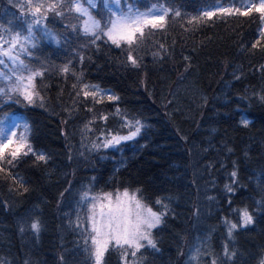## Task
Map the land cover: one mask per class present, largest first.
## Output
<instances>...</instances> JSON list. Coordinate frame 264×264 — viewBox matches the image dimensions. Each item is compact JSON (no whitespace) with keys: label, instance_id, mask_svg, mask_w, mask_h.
I'll return each mask as SVG.
<instances>
[{"label":"trees","instance_id":"obj_1","mask_svg":"<svg viewBox=\"0 0 264 264\" xmlns=\"http://www.w3.org/2000/svg\"><path fill=\"white\" fill-rule=\"evenodd\" d=\"M160 2L180 9L182 17L168 19L166 30H149L138 50L142 59L137 68L127 63L126 49L102 41H97V48L83 33L78 38L71 28L66 32L69 23H82L75 13L66 19L50 14L48 27L70 35L71 46L44 52L49 64L71 60L86 83L118 95L120 109L141 120L144 128L119 151L92 148L101 129L119 134L128 129L121 126L112 104L88 111L93 105L76 97L71 75L66 79L50 68L38 85L45 107L12 105V110L26 111L32 142L49 159L39 166L27 160L13 169L23 177L27 192L0 179V264H91L80 232L73 230L74 224L69 227V215L73 222L77 213L86 218L88 206L77 207L82 189L95 196L127 189L153 210H163L157 199L169 204L165 223L156 230L160 251L142 249L141 264H183L184 247L202 240L201 264H211L213 254L223 259L225 243L236 253L235 264L264 262V209L259 204L264 200V41L251 47L264 25L255 12L188 23L203 7L240 6L247 0ZM97 3L101 8L93 14L100 11L106 20L103 0ZM4 9L9 16L20 15L8 0H0V20L5 24ZM160 44L164 53L154 59L152 53ZM76 48L83 63L73 55ZM101 112L110 114L107 123L96 119ZM242 120L249 125L243 126ZM86 124L92 131H84ZM233 170L239 184L233 185L236 193L229 209L225 185L232 182ZM244 206L255 223L229 240L221 218L226 212L235 217L232 209ZM33 220L40 222L39 233L30 227ZM105 258L107 264H121L114 248Z\"/></svg>","mask_w":264,"mask_h":264},{"label":"snow or ice","instance_id":"obj_2","mask_svg":"<svg viewBox=\"0 0 264 264\" xmlns=\"http://www.w3.org/2000/svg\"><path fill=\"white\" fill-rule=\"evenodd\" d=\"M8 3L16 8L20 15L9 16L8 10L4 9L3 16L7 18V23L0 20V179L10 182L11 188L18 192L20 190L27 192L23 177L13 169L27 160H32L37 166L41 162L47 164L49 157L45 152L35 148L26 111L12 110V105H20L25 109L45 107L38 85L50 68L66 79L69 78V74L71 75L74 79L72 87L76 97H82L83 102L90 101L93 105L88 111H94L95 105H102L105 102L112 104L115 107L114 115L120 118L121 126L128 129L127 134L101 129V136L91 142L92 148L119 151L125 142L135 141L144 128L141 120L129 117L120 109L118 95L111 90L101 89L99 85L86 83L83 73L77 74L73 70L71 60L60 65L49 64V57L44 56V52H59L66 50V46H71L70 35L58 33L48 27L51 23L50 14L66 19L75 13L76 18L82 20V23L79 26L69 23L65 26L66 32L71 28L78 38L83 33L86 41L97 48H99L97 41H102L121 51L126 49L127 63L137 68L142 59L138 55V50L140 45L146 42L147 35L151 34L149 30H166L168 19L173 16L182 17V11L174 9L167 2L161 3L160 0L150 5L144 0H103L102 11L107 12L105 20L100 11L95 15L92 12V9L101 8L97 0H23V2L8 0ZM254 12L259 14L261 25H264V0H247L240 6L233 3L203 7L198 9L197 15L191 17L188 23L213 21L217 17L233 15L243 17ZM262 41L264 26L260 28L259 39L251 47L256 49ZM164 48V44L159 45L152 53L154 59L163 55ZM73 55H79L83 63L84 56L79 48L73 50ZM261 70L264 71V67ZM109 115L101 112L96 119L107 123ZM249 123L248 120H242L245 127ZM84 131L90 132L92 128L86 124ZM231 177L232 182L225 185L229 209L232 207V197L236 193L233 185L239 184L238 172L233 170ZM65 191L70 194L69 189ZM60 196L64 197V193H60ZM156 203L163 210H153L143 203L137 194L130 193L127 189L122 194L105 193L99 197L91 195L90 190L82 189L77 207L83 209L88 206L86 218L82 219L77 213L73 222L69 215V227L73 228L74 224L73 230L80 232L84 241L83 250L89 254L91 264H107L105 256L110 248L120 252L121 264H141L144 257L142 249L160 251L156 230L165 223L169 204L163 199H157ZM259 204L261 209H264V200ZM232 211L236 213L235 217L230 218L226 212L221 218L229 240L234 237L237 230L248 229L255 223V218L247 206ZM30 227L33 232L39 233L41 227L39 220H33ZM200 243L201 247L196 249V256L193 259H197L202 252L205 242ZM235 255V251L225 243L223 259L213 254L211 264H235L233 259Z\"/></svg>","mask_w":264,"mask_h":264},{"label":"rangeland","instance_id":"obj_3","mask_svg":"<svg viewBox=\"0 0 264 264\" xmlns=\"http://www.w3.org/2000/svg\"><path fill=\"white\" fill-rule=\"evenodd\" d=\"M123 192L124 191L118 190V191H112V192H109V193L115 195V194H118V193L119 194H122ZM102 195H97V196L99 197V196H102ZM202 241H205V240H202ZM200 242H198L195 246H191V247L185 246L184 247L183 253L181 255V258H182L181 260H182V263L183 264H201V260L203 259V255H204V246H205V243L203 244V246H202V252L197 257V259H193V257L196 256V249L199 248V247H201V243Z\"/></svg>","mask_w":264,"mask_h":264},{"label":"bare ground","instance_id":"obj_4","mask_svg":"<svg viewBox=\"0 0 264 264\" xmlns=\"http://www.w3.org/2000/svg\"><path fill=\"white\" fill-rule=\"evenodd\" d=\"M240 123H242V122H240Z\"/></svg>","mask_w":264,"mask_h":264}]
</instances>
